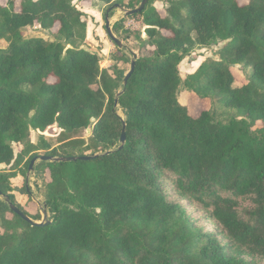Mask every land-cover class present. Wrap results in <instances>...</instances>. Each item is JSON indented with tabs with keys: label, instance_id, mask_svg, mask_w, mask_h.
<instances>
[{
	"label": "trees",
	"instance_id": "trees-1",
	"mask_svg": "<svg viewBox=\"0 0 264 264\" xmlns=\"http://www.w3.org/2000/svg\"><path fill=\"white\" fill-rule=\"evenodd\" d=\"M16 1L0 5V191L36 222L12 180L36 157H99L38 162L35 172L49 174L42 227L0 199V264H264V0H167L165 16L148 3L130 16L146 40L127 86L125 47L110 69L83 49L88 22L76 0H20L19 11ZM83 1L128 11L143 2ZM35 26L58 32L26 38ZM222 43L218 60L182 78L186 57ZM239 66L248 70L240 87ZM183 91L210 109L191 116ZM50 128L55 145L32 142Z\"/></svg>",
	"mask_w": 264,
	"mask_h": 264
},
{
	"label": "rangeland",
	"instance_id": "rangeland-1",
	"mask_svg": "<svg viewBox=\"0 0 264 264\" xmlns=\"http://www.w3.org/2000/svg\"><path fill=\"white\" fill-rule=\"evenodd\" d=\"M11 0H0V5L6 7L8 2ZM128 2V0H127ZM150 5L155 7L162 16H165V10L167 6V0H150ZM20 0L15 2L16 10H20ZM241 3H245L242 1ZM78 10H80L84 15L87 16V40L83 46L84 50L89 52L97 53L101 57V67L103 69H110L114 63L112 62V56L118 52V47L110 40L106 31V18L105 13L108 9L112 8L103 4H91L84 2L83 0H76L74 2ZM125 8H118L111 11L108 14L110 26L113 30L114 35L123 43L125 47V53L133 61L135 58L133 55L139 56L142 49L141 41L139 36L146 40L144 34L145 26L140 19H132L125 15ZM116 25H121L122 29L119 32L114 30ZM58 32V27H55L50 33L43 31L39 26L33 28H28L24 31L26 38H43L45 40L53 39V36ZM224 44H220L218 47H210L205 49H197L192 55L186 57L182 64L180 65V72L183 79H186L190 74H194L200 68V66L209 59L218 60L216 55L217 50ZM124 70L129 72L131 65H124ZM234 74L236 76V86L240 87L248 81V70L243 66H239L234 69ZM54 80H52L53 82ZM180 103L188 108L189 114L193 117H198L203 111L209 110L211 103L208 100H201L196 95L183 91L180 96ZM121 116L123 114L119 112ZM88 130L86 133V138H88L91 133ZM59 132L56 128H50L46 133L42 134L36 131H32L31 140L37 144L41 137H44L49 143L55 145L56 138ZM22 147L16 146L15 151L19 153ZM43 153V152H42ZM38 164V162H37ZM36 164V165H37ZM35 165V166H36ZM0 170L6 171L8 168L6 166L0 167ZM49 174H39L34 172H29L27 177L18 176L16 180H12V187L14 188V195L16 202L24 208L29 214L41 216L40 220L36 222H43V205H44V184L49 180ZM27 188L29 195L24 194L20 191L23 187ZM176 198V197H175ZM189 214L193 221L197 222L206 232H216V227L213 223L206 220L205 214L199 212L196 208L189 207ZM50 218V214H48ZM0 231L2 232L1 228Z\"/></svg>",
	"mask_w": 264,
	"mask_h": 264
},
{
	"label": "water",
	"instance_id": "water-1",
	"mask_svg": "<svg viewBox=\"0 0 264 264\" xmlns=\"http://www.w3.org/2000/svg\"><path fill=\"white\" fill-rule=\"evenodd\" d=\"M150 0H143V2L141 3V5L135 9V10H129V11H126L125 15L127 17H130L131 15H134V14H137V13H141L143 12V10L146 8V6L148 5ZM122 9L120 7V5L116 4L115 6H113L112 8H110L108 10V14L111 13L112 10L114 9ZM106 31H107V34L110 38V40L120 49H124V45L123 43L114 35L113 33V30L110 26V21H109V17L107 15L106 17ZM135 65H136V62L135 60L132 61L131 63V70L130 72L127 74L125 80H124V86H127V83L131 77V75L133 74L134 72V69H135ZM119 106V101L118 99L116 100V107ZM91 133V131H89ZM125 143H126V125H124V128H123V132H122V136H121V140H120V144H121V147L120 149H123L124 146H125ZM9 145L11 143H8ZM99 157V155H94V156H77V157H62V158H53V157H50V156H41V157H36L32 160L31 164H30V172H34L35 170V165L37 164V162H63V163H69V162H76V161H90V160H93L95 158ZM0 199H6V201L9 203V206H10V209L11 211L18 215L20 218H22L25 222L31 224L32 226H36V227H42L46 224H49L51 223L49 220H48V212L43 209L42 211V214H43V222L39 223V222H35L33 221L30 217H28L27 215H25L24 213L21 212V210L19 208H17L13 203H11L9 201V199L7 198V196H4L3 193L0 191Z\"/></svg>",
	"mask_w": 264,
	"mask_h": 264
},
{
	"label": "crops",
	"instance_id": "crops-1",
	"mask_svg": "<svg viewBox=\"0 0 264 264\" xmlns=\"http://www.w3.org/2000/svg\"><path fill=\"white\" fill-rule=\"evenodd\" d=\"M17 178L13 179V180H16Z\"/></svg>",
	"mask_w": 264,
	"mask_h": 264
}]
</instances>
